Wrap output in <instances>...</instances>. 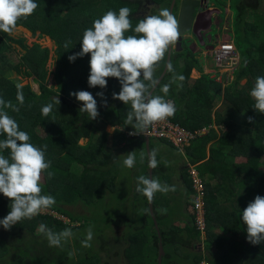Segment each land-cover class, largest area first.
Instances as JSON below:
<instances>
[{
	"label": "trees",
	"instance_id": "trees-1",
	"mask_svg": "<svg viewBox=\"0 0 264 264\" xmlns=\"http://www.w3.org/2000/svg\"><path fill=\"white\" fill-rule=\"evenodd\" d=\"M178 2L36 0L38 8L27 19H20L16 28H23L32 36L38 33L54 43V89L45 83L48 48L36 43L27 46L24 38L0 32V98L20 108L19 112L10 108L6 111L16 120L20 130L29 134V142L37 147L47 145L46 159L51 162L48 171L53 175L49 178L47 172L44 173L42 188L43 194L53 196L56 201L47 209L48 213L24 219L13 229L5 230L0 226V264H111L110 261L118 260L119 255L127 264H199L203 258L210 264H264V242L249 243L242 221V211L248 203L256 195L264 196V171L259 165L264 155V114L258 112L254 123H250L247 116L239 115L255 111L250 91L256 77L264 76V12L259 9V0L228 1L233 13L231 33L240 54V64L230 85L221 88L222 83L204 74L190 85L191 70L200 71L203 61L188 48L183 49V43L180 51L170 48L156 69L158 84L151 92L165 95L161 89L170 84L165 99L174 101L177 108L175 115L169 118L171 121L191 132L208 125L220 127L219 136L211 128L182 148L166 139L130 136L129 132L135 130L125 121L131 104L113 99V93L120 91L119 81L108 78L106 89L91 88L88 85L90 55L78 57L74 62L68 59L81 50L84 30L107 11L118 13L121 7L130 8L134 28L140 19L158 15L164 8L176 17ZM148 4L150 8L146 13L139 11L141 6ZM132 34L135 33H126ZM69 40L71 44L65 48ZM12 45L22 50L20 56ZM168 63L174 72L168 70ZM22 68L24 75L33 77L38 92L28 84L22 85L24 103L21 106L16 87L20 83L10 75L19 74ZM174 74L183 75L184 80L172 83ZM242 80L245 82L240 85ZM67 86L92 93L99 112L95 120L80 111L82 103L74 96L65 95ZM99 92L104 93L103 98L97 95ZM222 93L220 105L213 110V95L220 99ZM57 97L59 105L54 103ZM49 103H53V110L45 116L41 109ZM222 111L227 113L225 117ZM106 126L120 127L113 130L110 143H107ZM4 138L0 135V140ZM80 140L85 142L80 143ZM155 142L170 146L171 153L176 150L183 159L181 176L186 202L172 207L174 216L169 212L160 215L161 208L166 205L160 204V200L149 203L145 196L141 203L129 200L134 195L136 201L141 199L142 194L136 191L137 178L141 175L156 178L163 184L168 182V174L163 175L168 170V161L157 159L159 168L148 167V154ZM119 144L124 145L116 151L114 147ZM133 144V151L140 152L139 147H144L146 162L142 167L136 163L128 169L123 166V160ZM0 154L9 157L10 150H0ZM238 157L243 161H236ZM189 164L195 165L203 186L204 240H200L201 231L195 225L192 201L197 190L188 174ZM123 169L130 171L127 174L129 184L125 186L121 181L124 176L120 170ZM253 182L257 184L249 188ZM217 196H223L224 202L219 203ZM114 199H117L115 206ZM10 203L0 193V219L9 213ZM77 205L81 213L75 212ZM186 206L190 207V212L185 214L182 210ZM128 207L130 212L126 214ZM183 219L189 224L187 230L175 225V221ZM41 223L54 232L71 228L74 236L62 247H50L42 233H35ZM113 225L123 227L119 237L113 238ZM89 226H93L94 233L91 247H83L81 241ZM221 232L224 235H220ZM193 241L202 243L201 250L195 248Z\"/></svg>",
	"mask_w": 264,
	"mask_h": 264
},
{
	"label": "clouds",
	"instance_id": "clouds-1",
	"mask_svg": "<svg viewBox=\"0 0 264 264\" xmlns=\"http://www.w3.org/2000/svg\"><path fill=\"white\" fill-rule=\"evenodd\" d=\"M199 1L202 3L199 12L210 11L212 16L210 28L201 34V39L194 36L197 42L206 43L203 46L204 51L199 53L196 58L201 59L204 68L208 70L204 75H209L213 79L210 74L214 69L212 58L210 55L203 56V53L227 41L210 37L211 29L214 26L213 17L218 14L219 9H209L204 5V0ZM37 8L36 0H0V32L11 34L17 27L18 21L27 19ZM130 17L131 9L121 7L118 13L109 10L100 18L95 19L92 26L83 32L81 50L70 55L68 59L70 62H74L78 57L90 55L88 85L91 88L98 86L101 89H106L108 78H116L119 81L121 88L118 94L113 93V99L124 104H131V110L127 113L125 123L135 130L134 132L130 131V135L141 136L138 134H143L156 122L173 117L177 111L174 101L165 99L170 84L163 85L161 89L165 95H153L151 89L158 84L155 77L156 69L164 61L170 48L177 43L181 34L178 30L177 18L167 8L161 9L158 15H147L140 19L134 28ZM130 31L135 34L126 35ZM210 43H213V46L210 47ZM70 44L69 40L64 47L68 48ZM167 68L170 72H174L171 63L167 64ZM183 80V75L174 74L171 82H182ZM16 87L17 100L22 106L24 103L22 85L17 84ZM70 95L82 103L80 111L87 113L91 120H95L99 116L97 100L91 92L80 90L72 92ZM97 95L103 98L104 93L99 92ZM250 96L255 101L254 110L264 114V76L256 77ZM104 102L107 103L106 100ZM54 103L60 104L58 97L55 98ZM9 108L14 112L20 110L11 101L0 98V135L5 137L0 140V150H10L9 157L0 154V193L11 201L9 213L0 219V226L5 230H10L24 219H33L56 203L53 196L43 194L41 184L45 172L49 178L53 175L48 171L51 162L46 159L47 145L37 147L30 143L29 134L20 130L16 120L6 111ZM52 110L53 103H49L41 109L45 116H48ZM248 121L254 123L253 117H248ZM141 159L143 160V155ZM135 163V151L129 152L123 160V165L131 169ZM158 163L156 152L153 150L148 154V167L155 169ZM136 191L151 203L156 193L167 194L170 191H175V187L163 184L156 178L141 175L137 178ZM161 211L166 210L162 209ZM242 221L246 226L249 243L259 245L264 242V196L256 195L254 200L248 203L242 211ZM38 230L46 237L50 247H62L74 236L71 228L54 232L44 223L39 225ZM204 230H199L201 231L200 240L201 236L205 238ZM93 236V226H89L85 239L81 241L82 246L91 247ZM198 244L199 247L196 249L201 250L203 245L201 242ZM199 264L210 263L203 258Z\"/></svg>",
	"mask_w": 264,
	"mask_h": 264
},
{
	"label": "rangeland",
	"instance_id": "rangeland-1",
	"mask_svg": "<svg viewBox=\"0 0 264 264\" xmlns=\"http://www.w3.org/2000/svg\"><path fill=\"white\" fill-rule=\"evenodd\" d=\"M228 1L229 0H204V2H205L204 5H206L207 8H209V9H213V8L219 9L218 14H216L213 17V25L214 26L212 27L211 33H210V37H215V38L217 37V40L224 39V40H227L228 41L231 38H233L232 33H231V24H232L233 13L229 9ZM148 3H150V2H148ZM149 5L150 4L141 6V8H140L139 11H142L143 13H146L149 10V8H150ZM259 9L264 12V0H259ZM11 36L14 37V38H24L25 44L27 46H31L32 44L36 43V44H39L42 48H44V47L48 48L49 54H48V59H47V63H46V71H47V74H46L45 83L47 84V86H49V87L51 86L54 89L55 85H54V81H53V72H54L55 63H56V55H55V45H54V43L49 38H47L45 36H42V35H39L38 33H36L34 36H32L28 31H26L25 29L20 28V27L15 28L14 31L11 33ZM189 36L192 37V35L190 33H189ZM182 43H183V49H187L188 48L189 51H191V53L195 55V57L199 53H201L202 51H204L203 46H205V44L204 45L198 44L199 42H197V40L195 38H192V39L184 38L182 40ZM12 46L15 49L16 54L18 56H20L22 54V50L19 47H17L16 45H12ZM175 46L176 45H174L171 49L173 50L175 48ZM209 46L210 47L213 46V43H210ZM23 69L24 68H22V70H21V72L19 74H16L15 72H13V73H11L10 76L12 78H16L21 85L28 84L32 90H34L35 92H38L37 85L34 83L33 77H30V76L28 77L27 75H24L22 73L24 71ZM194 77H197V76L191 72V74H190V80H189V84L190 85L193 83ZM244 82H245V80H242L240 82V85H243ZM77 91H79V90H77V88L71 87V86H67L66 89H65V95L66 96H69V98H71L72 95H70V93L77 92ZM230 112H231V110H230ZM222 114H223V111L221 112V115ZM225 115H227V113H225ZM239 115L241 117L247 116V118L248 117H253V119H256V117L258 115V112H256V111H254L253 113L252 112L251 113L242 112V113H239ZM115 129H120V127H112V126H106L105 127V132L108 135V137H107V143H110L111 142V136L110 135H112L113 130H115ZM130 136L133 137V135H130ZM134 137H135V135H134ZM131 141H133V140H131ZM83 142H85V140H80V143H83ZM123 145L124 144H119V146L117 148L114 147V149L117 151V150H119L118 148L119 147H122ZM125 146H127V145H125ZM134 146H135L134 144L133 145H130L131 152L133 151ZM139 149H140V152L135 151V154L136 155L137 154L139 155V157L136 156V159L138 158V161H136V163L139 164L140 167H142L143 164H144V162H146L145 161V157H144L145 152L143 151V146H140ZM142 155H143V160H139V159H141V156ZM179 157H180L179 152L176 151V150H173L172 153H171V149H170V152H166V153L163 154V157L161 159H164V160H166V161L169 162L168 163V167H167L168 170L166 172H164L163 175H166V174L170 173L173 170V168L175 167L176 162L178 161V158ZM236 161H238V162L243 161V158L238 157V158H236ZM182 164H183V162H182ZM259 165H260V168L264 171V155L261 158ZM157 168H159V167H157ZM120 172L124 176V178H121L122 179L121 181L123 183V186L129 184L128 183L129 179H128L127 174H129L130 171H127V169H123V170H120ZM42 183H43V178H42L41 184ZM256 184H257V182H253L248 187L251 188V186H255ZM167 185L174 186L175 187V191H176V192L170 191V192H168V194L171 193L173 195H176L177 192H178V190H180L179 183L177 181H175V180H172V178H169L168 177ZM123 186H122V188H123ZM122 194H125V193H122ZM168 194H167V196H165L163 194V196L160 197V198H158L159 195H156V198L154 197V199H157V200L162 199V200H160V202H161L160 204L163 205L165 203V201H166L165 199H168L169 198V195ZM135 197L136 196L134 195L133 197L129 198V200L133 199V203L134 202H137V203L140 202L141 203V201H143V198H142L143 195H141V199L139 198L140 199L139 201H136L135 200ZM6 199H8V198H6ZM116 201H117V199H114L112 201L113 204H114V206L116 204ZM217 201L219 203H223L224 202V197L223 196L222 197L217 196ZM129 204L130 203H127V205H129ZM174 205H176V207H177L178 203H174ZM129 208L130 207L126 208V211H125L126 214H128L130 212L129 211ZM189 208L190 207H188V206L184 207L183 208V212L184 213H189L190 212L189 211ZM74 209H75V212L81 213L80 207L78 205L75 206ZM162 209L163 210H166V211H163L162 212L161 211ZM161 210H160V215H162V213L164 215L170 213L171 216H174L175 210L172 208V205H171V202L170 201H168L166 203V205H163V207L161 208ZM48 212H49V210H45L42 213L44 214V213H48ZM98 214L100 216V214H102V211L100 210ZM59 218H61V217L59 216ZM61 219L67 222V220L65 218L64 219L61 218ZM136 222H137V220H136ZM177 222H178V224L180 226H183V228L186 229V230L188 228H190L189 227V224L187 222H184L183 220L181 222H179V221H177ZM177 222H175V224H177ZM15 226L16 225H14L11 229L15 228ZM112 230H113V233H112L113 238H116V237H119L121 235V233L123 232L124 229H123L122 226L119 227L117 225H113L112 226ZM35 233L36 234H39V230L37 229L35 231ZM220 235H224V234L221 232ZM109 237L111 238V236H109ZM203 238L204 237L201 236V240ZM198 243L194 242L195 248L196 247L197 248L199 247V244ZM100 259H102V256L100 257ZM110 262H111V264H127L126 261H125V259L122 256H120V255H119L118 260H112ZM242 264H245V263H242Z\"/></svg>",
	"mask_w": 264,
	"mask_h": 264
},
{
	"label": "built area",
	"instance_id": "built-area-1",
	"mask_svg": "<svg viewBox=\"0 0 264 264\" xmlns=\"http://www.w3.org/2000/svg\"><path fill=\"white\" fill-rule=\"evenodd\" d=\"M205 55H210L212 58L214 69L210 74L214 81L222 83V88L230 85L234 79V72L240 64L239 56L232 45L224 42L205 51L203 56ZM206 132L208 130L203 128L192 132L188 131L168 118L154 123L143 134L138 135L153 139H166L173 145L182 148L188 146L190 142L206 134ZM188 174L193 181L194 188L197 190V194L192 201L195 210V224L199 230L203 231L205 227L204 192L194 164L188 165Z\"/></svg>",
	"mask_w": 264,
	"mask_h": 264
},
{
	"label": "water",
	"instance_id": "water-1",
	"mask_svg": "<svg viewBox=\"0 0 264 264\" xmlns=\"http://www.w3.org/2000/svg\"><path fill=\"white\" fill-rule=\"evenodd\" d=\"M201 5L199 0H179L176 18L181 35L175 44V51H180L181 42L187 33L201 39V34L210 28L212 12L200 13ZM201 23H205V27H201Z\"/></svg>",
	"mask_w": 264,
	"mask_h": 264
},
{
	"label": "crops",
	"instance_id": "crops-1",
	"mask_svg": "<svg viewBox=\"0 0 264 264\" xmlns=\"http://www.w3.org/2000/svg\"><path fill=\"white\" fill-rule=\"evenodd\" d=\"M188 37V36H187ZM232 41V42H231ZM228 43H234V38H231L230 40H228L227 41ZM235 44V43H234ZM197 49V48H196ZM207 68H204V65L202 66V68H201V70L200 71H198V70H195V69H192L191 70V72L193 73V74H195L197 77H194V79H197V78H199V76L201 75V74H206L207 73ZM222 88V87H221ZM221 90H223V89H221ZM222 96H223V93L221 94V98L219 99H215V96L213 95V98H214V109L213 110H215L216 108H218V106L220 105V103H221V99H222ZM212 112H214V111H212ZM222 115H224V117L226 116L225 115V113H223ZM211 128H213L215 131H216V133H217V135L219 136V129H220V127L219 126H215V125H208V126H205V127H203V129H206V130H211ZM200 129H202V128H200ZM206 133H208V132H206ZM203 135H205V134H203ZM153 145V147L151 148V152L154 150L155 152H156V159H160L161 160V158L163 157V154L164 153H166V152H170V146L168 147V145H166V144H161V143H159V142H155L154 144H152ZM143 151L145 152L146 150L144 149V147H143ZM182 162H183V159H181V158H178V161L176 162V165H175V167L173 168V170L170 172V173H168V177L169 178H172V180H175V181H177L178 183H179V186H180V190H178V192H177V194L176 195H173V194H168L169 195V198L168 199H165L166 201H165V203H167L168 201H170L171 202V205H172V207H174L175 205H174V203H178V205L179 204H181V203H185L186 202V197H185V195L183 194L184 193V183H183V179H182V176H181V172H182V168H183V164H182ZM174 192H176V191H174ZM163 194L164 193H160L159 194V197L158 198H160V197H162L163 196ZM167 194H164L165 196H167ZM160 200H162V199H160ZM182 213H184L183 212V210H182ZM186 214V213H185ZM183 221L184 222H187L185 219H183ZM175 222H177V221H175ZM175 225H178V222H177V224H175ZM183 227V226H182ZM199 250V249H198Z\"/></svg>",
	"mask_w": 264,
	"mask_h": 264
},
{
	"label": "bare ground",
	"instance_id": "bare-ground-1",
	"mask_svg": "<svg viewBox=\"0 0 264 264\" xmlns=\"http://www.w3.org/2000/svg\"><path fill=\"white\" fill-rule=\"evenodd\" d=\"M187 36H188V37H187ZM189 37H190V36L187 35V34L184 36V38H188V39H190ZM184 38H183V39H184ZM226 41H227V40H226ZM231 42H232V41H231ZM199 44H200V45H204L205 43L203 44V43H200V42H199ZM229 44H231L232 47L235 49V51L237 52V54H238V56H239V59H240V54H239V52H238V50H237L235 44H234V43H229Z\"/></svg>",
	"mask_w": 264,
	"mask_h": 264
},
{
	"label": "flooded vegetation",
	"instance_id": "flooded-vegetation-1",
	"mask_svg": "<svg viewBox=\"0 0 264 264\" xmlns=\"http://www.w3.org/2000/svg\"><path fill=\"white\" fill-rule=\"evenodd\" d=\"M201 27H205V23H201V25H200ZM189 35V34H188ZM190 39H192V38H195L194 36H192V37H189ZM205 43V42H204ZM199 44V43H198ZM205 45H206V43H205Z\"/></svg>",
	"mask_w": 264,
	"mask_h": 264
}]
</instances>
